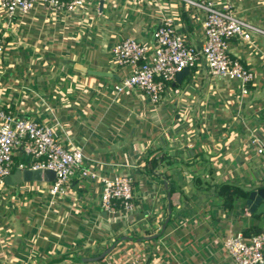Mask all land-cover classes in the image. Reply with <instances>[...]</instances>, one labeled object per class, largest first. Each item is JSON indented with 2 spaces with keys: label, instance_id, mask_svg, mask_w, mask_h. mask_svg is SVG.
I'll use <instances>...</instances> for the list:
<instances>
[{
  "label": "crops",
  "instance_id": "crops-1",
  "mask_svg": "<svg viewBox=\"0 0 264 264\" xmlns=\"http://www.w3.org/2000/svg\"><path fill=\"white\" fill-rule=\"evenodd\" d=\"M228 1L264 32V0ZM204 16L184 0H86L53 16L38 0L11 18L0 8V110L54 127L99 177L131 176L137 197L128 214L106 213L102 184L89 177L78 175L55 198L52 182H3L0 264H232L224 241L264 229V213L237 199L227 209L216 192L222 184L264 188V35L229 43L255 75L246 95L203 62L168 83L156 105L140 89L116 90L133 71L116 64V44L133 39L150 51L170 18L186 43L200 45ZM109 249L96 262L75 261Z\"/></svg>",
  "mask_w": 264,
  "mask_h": 264
},
{
  "label": "built area",
  "instance_id": "built-area-1",
  "mask_svg": "<svg viewBox=\"0 0 264 264\" xmlns=\"http://www.w3.org/2000/svg\"><path fill=\"white\" fill-rule=\"evenodd\" d=\"M38 0H0V8L11 18L16 12L27 13ZM47 15L69 13L82 8L86 0H39ZM204 13L203 43L190 45L178 32L175 21L163 18L153 32V49L136 40L125 39L113 47L117 65H130L132 74L117 87V92L140 89L149 101L158 104L166 85L185 69L204 63L214 79L236 80L241 93L248 94L255 75L229 50L231 39L249 41L252 34L264 32L236 17L228 0H184ZM5 35L0 32V55L5 52ZM259 142V140H254ZM20 153L22 161H16ZM264 154V145L257 150ZM47 169L55 173L50 184L52 198L64 195L70 182L78 175L100 181V207L106 213L128 214L135 207L133 178L119 175L101 178L86 165L83 152L59 142L54 127L11 111L0 110V185L16 170ZM224 249L232 264H264V229H254L249 237L237 233L224 241Z\"/></svg>",
  "mask_w": 264,
  "mask_h": 264
},
{
  "label": "water",
  "instance_id": "water-1",
  "mask_svg": "<svg viewBox=\"0 0 264 264\" xmlns=\"http://www.w3.org/2000/svg\"><path fill=\"white\" fill-rule=\"evenodd\" d=\"M188 72V69H185L182 73H179L176 77V80H179L184 74ZM55 179V173L51 170L47 169H26V170H16L13 174L6 177L4 179V182L9 186H15L21 183H27V182H45V183H51ZM246 206L250 211H254L255 208H257V214L264 213V188L260 187L255 190H251L248 194V197L246 199ZM169 210V217L166 219V221L163 224L162 230H165L168 221L170 219L171 215V208L170 204L168 205ZM255 214L254 212H252ZM121 240H129L128 237H124ZM111 249L107 250L105 253L100 255L99 257L94 258H84V259H76L75 261L78 263H87V262H96L98 260H101L105 257V255L109 254Z\"/></svg>",
  "mask_w": 264,
  "mask_h": 264
},
{
  "label": "trees",
  "instance_id": "trees-1",
  "mask_svg": "<svg viewBox=\"0 0 264 264\" xmlns=\"http://www.w3.org/2000/svg\"><path fill=\"white\" fill-rule=\"evenodd\" d=\"M173 183L174 182L172 180L171 187H170L171 195L175 193V188L173 186ZM216 192H217V196L221 204L227 209H232L234 207V202L236 199L245 201L249 194V191L241 188L240 186L234 185V184H222L220 186H217Z\"/></svg>",
  "mask_w": 264,
  "mask_h": 264
}]
</instances>
